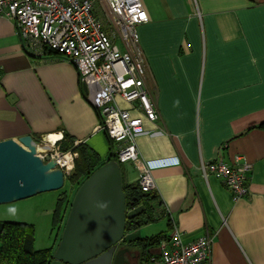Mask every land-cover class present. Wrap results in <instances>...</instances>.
I'll use <instances>...</instances> for the list:
<instances>
[{"label": "crops", "instance_id": "0c3cea01", "mask_svg": "<svg viewBox=\"0 0 264 264\" xmlns=\"http://www.w3.org/2000/svg\"><path fill=\"white\" fill-rule=\"evenodd\" d=\"M142 2L148 19L138 32L158 117L144 120L136 142L156 186L152 219L123 242L138 250L143 228L166 235L173 219L186 240L213 236L210 264H264V0ZM99 122L75 66L27 51L0 15V140L31 134L52 148L54 135L55 149L84 144L104 160L110 143ZM216 159L250 163L248 196L235 201L219 178L202 176L201 162ZM121 174L136 183L133 163Z\"/></svg>", "mask_w": 264, "mask_h": 264}, {"label": "built area", "instance_id": "2783aa9c", "mask_svg": "<svg viewBox=\"0 0 264 264\" xmlns=\"http://www.w3.org/2000/svg\"><path fill=\"white\" fill-rule=\"evenodd\" d=\"M0 15L13 21L27 51L49 50L75 66L87 100L100 113L98 128L114 143L118 161L134 164L141 192L153 190L155 179L136 142L145 130L144 120L158 117L147 88L151 71L138 32L148 19L142 0H0ZM119 98L129 106H122ZM48 139L52 148L38 154L43 159L47 154L56 158L66 177L77 152L55 149L57 138ZM67 154L71 164L61 162ZM250 168L246 161L222 159L200 164L202 176L219 178L235 201L249 194ZM136 205L131 200L128 209ZM212 243L213 236L206 234L186 240L183 230L170 219L166 237L157 244L158 251L148 256L147 264H210Z\"/></svg>", "mask_w": 264, "mask_h": 264}, {"label": "water", "instance_id": "95a60500", "mask_svg": "<svg viewBox=\"0 0 264 264\" xmlns=\"http://www.w3.org/2000/svg\"><path fill=\"white\" fill-rule=\"evenodd\" d=\"M38 147L31 134L0 140V203L64 186L56 158L47 154L43 159ZM145 210L142 203L128 209L120 165L107 159L75 190L49 264H128L129 248L118 244L125 239L128 220L135 225L148 221Z\"/></svg>", "mask_w": 264, "mask_h": 264}, {"label": "trees", "instance_id": "16d2710c", "mask_svg": "<svg viewBox=\"0 0 264 264\" xmlns=\"http://www.w3.org/2000/svg\"><path fill=\"white\" fill-rule=\"evenodd\" d=\"M264 128V122L260 124ZM107 135V134H106ZM108 137V136H107ZM110 143V154L102 160L98 154L91 148L84 144H79L75 147H62L61 151L74 150L77 152V157L74 159V165L70 174L66 177L69 185L73 188L77 186L98 166L103 164L107 159H115L118 161L116 154L113 152V142L108 137ZM121 169V162H119ZM122 186L126 196V205L133 200L137 204H144L146 206L149 197H152L153 190L148 192H141L138 185L127 184L122 179ZM70 193L65 192L58 197L56 208L54 210V221L60 218L61 221L65 218L67 207L70 205ZM154 197V196H153ZM133 198H136L134 200ZM144 216L149 220L152 219L148 209L144 211ZM140 225V224H139ZM138 225L133 224L131 220L127 221L126 231L136 228ZM166 237L163 233H157L150 236H145L141 239L135 240L138 251L142 255V260L145 264L148 261V247L158 244L161 239ZM35 230L31 223L14 221V220H0V264H49L53 247L37 249L34 246ZM130 243V241H127Z\"/></svg>", "mask_w": 264, "mask_h": 264}, {"label": "rangeland", "instance_id": "374dc122", "mask_svg": "<svg viewBox=\"0 0 264 264\" xmlns=\"http://www.w3.org/2000/svg\"><path fill=\"white\" fill-rule=\"evenodd\" d=\"M39 145L42 146L43 144L39 141ZM43 150V148L41 150L38 149V151ZM121 167H123V163H121ZM72 187L69 185L66 178L64 186L59 190L45 191L24 199L8 203H0V220H14L31 223L35 230V248L43 249L53 247L55 249L60 238L69 206L67 207L65 218L62 221L61 216L54 221V210L56 208L58 197L62 196L65 192L70 193L69 196L72 200L73 194L77 189ZM155 229H157V224L148 225L142 229V235L146 236L155 231Z\"/></svg>", "mask_w": 264, "mask_h": 264}, {"label": "flooded vegetation", "instance_id": "af4514ba", "mask_svg": "<svg viewBox=\"0 0 264 264\" xmlns=\"http://www.w3.org/2000/svg\"><path fill=\"white\" fill-rule=\"evenodd\" d=\"M121 246L129 248V251L125 253L128 264H142V255L138 250L132 249L130 245L125 244L123 241L118 244V247Z\"/></svg>", "mask_w": 264, "mask_h": 264}, {"label": "bare ground", "instance_id": "6f19581e", "mask_svg": "<svg viewBox=\"0 0 264 264\" xmlns=\"http://www.w3.org/2000/svg\"><path fill=\"white\" fill-rule=\"evenodd\" d=\"M53 136H54V135L49 136L50 140H53V138H55V137H53ZM38 149L41 150L42 147L40 146V147H38ZM60 159H61V162L65 161V162H68V164H71V162H70V158H69V154H67L65 157H61Z\"/></svg>", "mask_w": 264, "mask_h": 264}]
</instances>
